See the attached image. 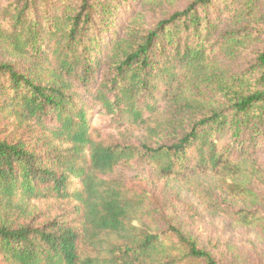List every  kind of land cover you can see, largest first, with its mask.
Listing matches in <instances>:
<instances>
[{"label":"trees","instance_id":"obj_1","mask_svg":"<svg viewBox=\"0 0 264 264\" xmlns=\"http://www.w3.org/2000/svg\"><path fill=\"white\" fill-rule=\"evenodd\" d=\"M129 2L63 0L49 13L47 0H0V114L31 123L34 140H0V264H220L184 230L148 227L146 195L103 178L131 165L206 178L218 199H249L254 209L226 215L264 230L255 159L264 151V45L244 59L248 69L215 67L219 56L237 61L255 37L241 24L257 0L226 1L223 28L210 16L215 0H190L149 26L140 13L103 42L115 8ZM95 112L140 144L97 141ZM48 199L79 203L81 232L64 217L27 223L32 202Z\"/></svg>","mask_w":264,"mask_h":264},{"label":"rangeland","instance_id":"obj_2","mask_svg":"<svg viewBox=\"0 0 264 264\" xmlns=\"http://www.w3.org/2000/svg\"><path fill=\"white\" fill-rule=\"evenodd\" d=\"M63 0H47L49 13H55ZM190 0H175L167 2L161 0L160 4L145 0H130L127 5L119 4L115 8V16L111 19L110 30L101 37L103 42L113 35H119L130 19H138L142 14L143 25H151L162 18V12L184 8ZM235 0H215L210 16L221 19V27L229 25V11L225 10V2ZM44 14V9H39ZM137 21V20H136ZM233 25V23L231 22ZM251 25L254 28L251 40L240 53L237 61L224 57L216 58L217 69L233 72L248 69L247 61L253 60L264 45V0H257L255 14L242 22V27ZM5 57L0 48V60ZM246 59V62L245 60ZM11 60V58H7ZM24 62L20 65L25 71L29 66ZM31 123H21L7 114H0V140L8 142L24 141L34 145L31 138ZM91 128L95 131L93 137L104 144H140L138 134L130 136L116 130L112 116L93 113ZM32 129V131L30 130ZM129 135V136H128ZM33 140V141H32ZM264 147V146H263ZM37 150L41 151L40 146ZM257 163L264 171V151L256 156ZM106 180L117 181L132 194H144L147 197V216L143 218L144 224L152 229L167 230L174 225L189 234L200 248L211 253L220 264H264V230L258 228H244L231 221L226 213L229 208L254 209L251 200L247 199H218L219 194L211 191L212 186L206 178L198 181H178L164 178L157 174L151 166L131 165L119 167L111 175L103 177ZM264 178V172H263ZM258 190L264 194V183L258 185ZM217 196V198H216ZM218 199L217 206L212 205ZM31 217L27 223L44 224L56 218L64 217L69 225L81 230L80 207L74 200H38L32 202ZM260 210V207H258ZM79 230V232H81ZM91 248L80 246L82 257L93 256ZM4 264V263H1Z\"/></svg>","mask_w":264,"mask_h":264}]
</instances>
